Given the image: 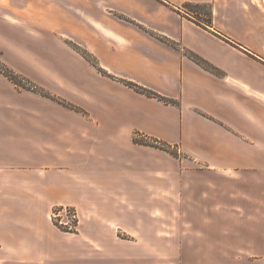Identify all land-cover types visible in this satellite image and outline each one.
Masks as SVG:
<instances>
[{"label":"crops","instance_id":"1","mask_svg":"<svg viewBox=\"0 0 264 264\" xmlns=\"http://www.w3.org/2000/svg\"><path fill=\"white\" fill-rule=\"evenodd\" d=\"M0 63L76 106L0 74V264H264V0H0Z\"/></svg>","mask_w":264,"mask_h":264},{"label":"rangeland","instance_id":"2","mask_svg":"<svg viewBox=\"0 0 264 264\" xmlns=\"http://www.w3.org/2000/svg\"><path fill=\"white\" fill-rule=\"evenodd\" d=\"M199 9L200 10L198 12L201 14V16L199 18L202 19V20L206 19L207 9L204 8V7H200ZM91 59L94 62H96L94 60V58H91ZM98 71L103 74V71L102 70L98 69ZM9 73L10 74L11 73H14L15 74V77H17V79L20 80L21 85L23 87L22 86L20 87V86H18V85L15 84L18 88L32 89L33 91L38 92V93H40L41 95H43L45 97H48V98H51V99L57 101L59 104H62L65 107H69V108L76 109V106L75 105H73L71 103H67L64 99H61V98H58V97L53 96L52 94H50L49 92L43 90L42 88L38 87L37 85L32 84L24 76L19 75L18 73H15L13 70L8 69L7 67H5L4 65H2L0 63V74L6 76L8 78L7 74H9ZM108 76H110V75H108ZM123 83L125 85H127L125 82H123ZM127 86H129V85H127ZM134 135H135L134 136L135 137L134 140H136L137 142H139L141 144H145V145H147V144L148 145H156L158 147H161V149L167 150L170 153H172L173 155L178 156V150L177 149H174L172 146H169V145H167V144H165L163 142H160L159 140L157 141L155 139L148 138V137H146V136H144L142 134H136L135 133ZM231 200H232L231 198H227L225 196V198H224V204H230L231 203ZM263 203H264L263 198H259V197H256V198H253L252 197L250 200H248V199L246 200L244 198L243 199L241 198V201H240L241 206H243L246 209H248V206H250L251 208H253L252 206H254V204H256L258 206L259 204H263ZM70 206H72V205H70ZM72 207L75 208L74 206H72ZM204 215L203 214H199V216H198L199 219H197V220H202L204 218ZM238 216H239L238 219L241 222H247L248 220H257V223H260L261 224L260 220L261 219L263 220L264 214L263 213H259V212H257L255 214V213H250L248 211L247 212L244 211V212H241ZM57 219L59 220L60 217H57ZM64 219H65V217H64ZM206 219H207V217L205 215L204 220H206ZM216 219H217L216 217L210 216L208 220L215 221ZM233 219L234 220L236 219L235 215L232 216V214H226V213L223 214V221H224V224H225V231H227V230L232 231L231 230V227H229V226L231 225V221ZM76 220H77V222H76ZM75 222H76V226L72 227L71 228V231L69 230L68 227L67 228H64V227H61L60 225L56 224L55 221H54V223L56 225L55 224L54 225L61 232H65V233H76V232L79 231V226H80V218H79V215H78L77 219L75 218V221H73V224L74 225H75ZM160 227H161V230H163L164 232H168V230H167V214H161ZM199 229L200 228H197V230H199ZM202 230L207 234V236L209 238L211 237V238H214V239L217 237V233H219V230H216L215 228H211V229H207V230L206 229H202ZM153 231L155 232V230H152L151 228L144 229L143 235L146 236V237L152 236L153 235ZM239 231H240L241 241H243V243H245V241L247 240V237H249V235H248L249 232H255L257 235H263L264 234V228L263 227L257 226V228L248 229L247 228V223H243V225L241 226V228H240ZM123 233L124 232H122V234ZM125 236H128V235H125ZM256 242H258L257 239H256ZM256 247H257V250H258L259 243H257Z\"/></svg>","mask_w":264,"mask_h":264},{"label":"trees","instance_id":"3","mask_svg":"<svg viewBox=\"0 0 264 264\" xmlns=\"http://www.w3.org/2000/svg\"><path fill=\"white\" fill-rule=\"evenodd\" d=\"M200 7H204L207 9V13H206V19L202 20L200 19L199 17L201 16V14L198 12V8ZM185 8L188 9V10H191L194 14H195V19L198 21V22H201L205 25H210L211 24V11H210V8L208 5H201V4H186L185 5ZM163 40L167 41L168 43L169 40L163 38ZM72 47L78 51L81 55H83L85 58H87L88 61H90L93 65H96L95 62L89 57V55L87 54V52L83 49L80 48V46L76 45V44H73ZM188 55L195 61L197 62L199 65H201L202 67L206 68V69H209L211 70L212 72L214 73H217L216 71V68L213 67V66H210L204 59L200 58L199 56H197L196 54L194 53H191V52H187ZM88 55V56H87ZM89 57V58H88ZM8 78L14 82L16 85L18 86H22L21 85V82L20 80L17 79V77H15V74L14 73H9L7 74ZM127 85H129L130 87L134 88L136 91L138 92H141V93H144L145 95L147 96H151V97H156V98H159V99H163L162 96L158 95L157 93L147 89V88H144L142 86H139L138 84H135L133 82H129V81H124ZM23 87V86H22ZM161 148V147H160Z\"/></svg>","mask_w":264,"mask_h":264},{"label":"built area","instance_id":"4","mask_svg":"<svg viewBox=\"0 0 264 264\" xmlns=\"http://www.w3.org/2000/svg\"><path fill=\"white\" fill-rule=\"evenodd\" d=\"M57 217H60V219L58 220ZM77 217H78V213L76 209L70 205L55 206L49 214V218L53 224H55L54 223L55 221L56 224L60 225L61 227L64 228L68 227L70 231L72 227L76 226L77 220L75 222V225L73 224V221H75V218L77 219Z\"/></svg>","mask_w":264,"mask_h":264}]
</instances>
